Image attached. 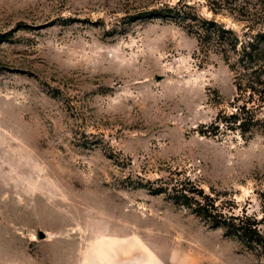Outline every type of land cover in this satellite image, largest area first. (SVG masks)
I'll return each mask as SVG.
<instances>
[{"label": "rangeland", "instance_id": "obj_1", "mask_svg": "<svg viewBox=\"0 0 264 264\" xmlns=\"http://www.w3.org/2000/svg\"><path fill=\"white\" fill-rule=\"evenodd\" d=\"M212 1L0 0V264H264L148 188L179 171L263 213L264 132H209L235 94L228 65L185 20L145 14L246 28Z\"/></svg>", "mask_w": 264, "mask_h": 264}, {"label": "trees", "instance_id": "obj_2", "mask_svg": "<svg viewBox=\"0 0 264 264\" xmlns=\"http://www.w3.org/2000/svg\"><path fill=\"white\" fill-rule=\"evenodd\" d=\"M209 8L213 13L225 10L237 20L248 22L243 31L227 25L215 17H206L196 10L176 5L159 6L146 15L185 20L186 29L197 41L200 51L219 53L228 65L235 86V94L217 112L209 125L213 134L238 131L242 136L264 132V0L251 4L249 0H213ZM261 25L257 28L255 25ZM154 192H164L175 201L223 229V234L236 239L255 255H264V195L261 196L263 213L258 216L233 200L221 198L222 191L210 187L205 191L189 175L170 171L148 186ZM221 198V199H220ZM217 199H219L217 201Z\"/></svg>", "mask_w": 264, "mask_h": 264}, {"label": "crops", "instance_id": "obj_3", "mask_svg": "<svg viewBox=\"0 0 264 264\" xmlns=\"http://www.w3.org/2000/svg\"><path fill=\"white\" fill-rule=\"evenodd\" d=\"M147 257V258H146ZM145 259H141L139 260L138 263L136 264H158V261L156 258L152 257V254H149V255H145L144 256Z\"/></svg>", "mask_w": 264, "mask_h": 264}, {"label": "water", "instance_id": "obj_4", "mask_svg": "<svg viewBox=\"0 0 264 264\" xmlns=\"http://www.w3.org/2000/svg\"><path fill=\"white\" fill-rule=\"evenodd\" d=\"M45 234L46 233L44 231L42 230L39 231V237H45L46 236Z\"/></svg>", "mask_w": 264, "mask_h": 264}]
</instances>
